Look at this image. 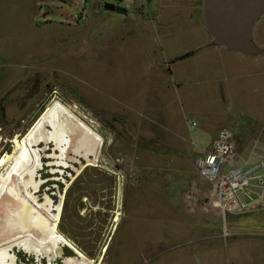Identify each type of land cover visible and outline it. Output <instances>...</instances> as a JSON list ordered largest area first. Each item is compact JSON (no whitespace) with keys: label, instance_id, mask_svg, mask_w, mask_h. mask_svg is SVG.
Returning a JSON list of instances; mask_svg holds the SVG:
<instances>
[{"label":"rangeland","instance_id":"1","mask_svg":"<svg viewBox=\"0 0 264 264\" xmlns=\"http://www.w3.org/2000/svg\"><path fill=\"white\" fill-rule=\"evenodd\" d=\"M79 1L83 17L70 8L76 0H0V156L59 102L103 145L97 166L84 168L83 159L56 165L49 145L36 196L56 205L63 197L58 231L85 256L100 264H264V229L258 240L238 237L229 245L221 237L222 215L206 204L209 186L194 168L221 128L233 133L245 159L262 155L264 62L240 64L237 58L250 57L229 52L236 60L227 90L226 83L206 80L202 57L181 59L170 75L166 57L186 48L169 49L160 37L145 39L138 30L112 33L104 17L85 18L92 14L90 0ZM64 14L71 16L68 26ZM262 16L254 31L264 25ZM13 74L21 79L9 81ZM125 96L131 107L124 106ZM170 97L171 111L158 112ZM108 195L113 208L104 205ZM16 264L49 263L18 253Z\"/></svg>","mask_w":264,"mask_h":264},{"label":"bare ground","instance_id":"2","mask_svg":"<svg viewBox=\"0 0 264 264\" xmlns=\"http://www.w3.org/2000/svg\"><path fill=\"white\" fill-rule=\"evenodd\" d=\"M49 145L56 165L83 159L86 164L81 168L95 167L103 139L59 102L48 106L25 135L12 138L13 151L0 156V264H16L18 253L52 264L65 246L76 257L63 264H100L58 231L63 197L56 205L47 196L42 202L36 196L42 184L36 180L37 172Z\"/></svg>","mask_w":264,"mask_h":264},{"label":"crops","instance_id":"3","mask_svg":"<svg viewBox=\"0 0 264 264\" xmlns=\"http://www.w3.org/2000/svg\"><path fill=\"white\" fill-rule=\"evenodd\" d=\"M78 2L80 4V1L76 0V2L70 5V8L71 10L73 9L75 11H82L83 13L81 14V17H83L85 9H79ZM85 2L88 4V11H91L92 13H90L91 16L86 14L85 18L104 17L106 21L103 22H106V26L110 28L112 33L119 31L126 34L128 30H138L139 35L145 39L150 40L154 39L155 37H160L164 40L165 47L169 49L172 47L186 48L187 50L182 54L169 53V56L166 57V59L169 61H167L165 64L168 68L167 70L170 72V75L173 74L171 68L173 69L174 63L180 61L177 60V58L192 52V55L188 58L196 61L200 59L199 57H202L203 60H205V63L208 64L209 71L208 73H205L206 80L209 82H214L218 86H222V83H226L227 86L225 88L226 90L228 89L229 77H233L235 73V70L229 65H231V62H235L236 59L234 57L236 56L229 54V52L232 51H229L225 48H218L213 45L212 38L204 28L202 9L203 0H90ZM105 3H118L121 8L126 10V13L124 15H120L115 12L106 11L103 9V4ZM128 14H131V16L134 18V23L128 20ZM69 17L71 16H66L64 14L63 18L66 22V26L69 25V20L67 19ZM252 36L253 39L256 37L258 38L257 41H253L255 45L261 50V53L257 55H248L250 58H237V61L240 64H243L244 62H257V60L264 62V25L259 26L255 31L253 30ZM157 41L159 40L157 39ZM8 78L9 81L21 79V77H19L17 74H13ZM181 86H183V84L173 87L175 89H179ZM210 86L211 83H209L208 88H210ZM130 101V99L126 100L125 96L123 101L124 106L131 107ZM162 101V105H165L166 108L158 110V112L171 111V109L168 108L172 105L171 97L169 99L165 98ZM152 102L153 100H150L148 103H145L148 105ZM132 110L146 111L145 109ZM172 111H174V109ZM146 112L153 111H149L148 109ZM128 120L134 126H136V128L144 126L140 120ZM194 128H196V126ZM215 137L216 135L210 140H214ZM234 145L236 148L235 142ZM236 151L240 159H245L244 156L246 153L240 152L238 149H236ZM201 157L202 155L195 160V171L196 162ZM160 204L165 207L163 203H159V205ZM218 222L220 226L222 225L221 237L223 236L225 240L230 239L229 245L233 244V242H236L238 237L246 238L253 242V240H258L257 234L261 233L260 229H264V211L254 212L246 215L225 214L222 216V222L221 220H218ZM208 223L211 224V218L208 219Z\"/></svg>","mask_w":264,"mask_h":264},{"label":"built area","instance_id":"4","mask_svg":"<svg viewBox=\"0 0 264 264\" xmlns=\"http://www.w3.org/2000/svg\"><path fill=\"white\" fill-rule=\"evenodd\" d=\"M196 174L209 186L206 204L214 212L224 216L264 211V150L256 159H240L230 130L217 132L197 160Z\"/></svg>","mask_w":264,"mask_h":264},{"label":"water","instance_id":"5","mask_svg":"<svg viewBox=\"0 0 264 264\" xmlns=\"http://www.w3.org/2000/svg\"><path fill=\"white\" fill-rule=\"evenodd\" d=\"M103 9L124 15L126 10L118 3H105ZM203 21L206 32L215 47L225 48L242 55H257L261 50L253 41V27L264 14V0H203ZM63 258V247L58 250V259Z\"/></svg>","mask_w":264,"mask_h":264},{"label":"flooded vegetation","instance_id":"6","mask_svg":"<svg viewBox=\"0 0 264 264\" xmlns=\"http://www.w3.org/2000/svg\"><path fill=\"white\" fill-rule=\"evenodd\" d=\"M43 164V163H42ZM40 170H42V167H41V169ZM46 178V177H45ZM62 186V185H61ZM40 188V187H39ZM113 199V196H111V195H108V197L106 198V201H105V203H104V205H106V207H110V208H113V205H114V202L113 201H111ZM105 200V198H101V201L103 202ZM104 212L108 215V217L109 218H112L113 216H114V211L113 210H111V209H107V210H104ZM95 222H97V221H93L92 223H90V225H89V230L91 231V229L93 228V224L95 223ZM91 233H92V231H91ZM85 238V237H84ZM86 239V238H85ZM88 239V241H90L91 242V236L89 237V238H87ZM67 250H69L68 248H66V247H63V258H65V257H69V256H67V253H68V251ZM70 252H71V255L73 256V252L71 251V250H69ZM18 256V255H17ZM96 258H97V256H96ZM20 260V259H19ZM44 261H45V259H44ZM21 262V260L18 262V263H20ZM56 264H63V260L62 259H57L56 260Z\"/></svg>","mask_w":264,"mask_h":264},{"label":"trees","instance_id":"7","mask_svg":"<svg viewBox=\"0 0 264 264\" xmlns=\"http://www.w3.org/2000/svg\"><path fill=\"white\" fill-rule=\"evenodd\" d=\"M190 55H192V52H190V53H187V54H185V55H183V56H181V57L177 58V60L184 59L185 57H188V56H190ZM67 251H68V252H70L69 250H67ZM70 254H71V252H70Z\"/></svg>","mask_w":264,"mask_h":264}]
</instances>
